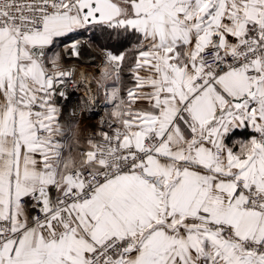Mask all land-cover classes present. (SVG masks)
<instances>
[{
    "label": "snow or ice",
    "instance_id": "1",
    "mask_svg": "<svg viewBox=\"0 0 264 264\" xmlns=\"http://www.w3.org/2000/svg\"><path fill=\"white\" fill-rule=\"evenodd\" d=\"M0 264H264V0H0Z\"/></svg>",
    "mask_w": 264,
    "mask_h": 264
}]
</instances>
